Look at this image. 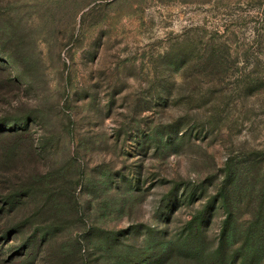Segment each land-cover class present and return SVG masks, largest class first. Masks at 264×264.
Segmentation results:
<instances>
[{"label": "rangeland", "instance_id": "rangeland-1", "mask_svg": "<svg viewBox=\"0 0 264 264\" xmlns=\"http://www.w3.org/2000/svg\"><path fill=\"white\" fill-rule=\"evenodd\" d=\"M0 264H264V0H0Z\"/></svg>", "mask_w": 264, "mask_h": 264}]
</instances>
